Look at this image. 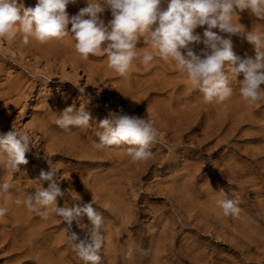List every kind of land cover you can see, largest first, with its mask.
I'll return each mask as SVG.
<instances>
[{
	"label": "rangeland",
	"instance_id": "rangeland-1",
	"mask_svg": "<svg viewBox=\"0 0 264 264\" xmlns=\"http://www.w3.org/2000/svg\"><path fill=\"white\" fill-rule=\"evenodd\" d=\"M22 2L34 7L38 0ZM86 6L87 0H76L66 11L72 16ZM236 11L234 23L264 32V20ZM102 18L110 20V11ZM206 27L196 30L202 38ZM65 39L75 47L71 35L57 41ZM32 40L28 45L19 35L0 40V137L15 128L32 141L28 163L13 175L0 154V184H13L10 198L0 194V207L9 209L0 218V264H84L61 218H41L15 203L49 186L37 181L41 170H50L45 156L65 193L58 206L82 207L93 200L103 215L102 264H264V100L254 105L243 100L242 73L230 78L228 101L207 103L172 61L156 58L147 67L134 61L121 77L103 53L84 61L74 49L63 62L61 55L42 56L41 44ZM231 40L236 55L255 57L244 36ZM137 46L152 51L143 38ZM204 47L195 45L194 51L200 54ZM69 106L83 107L95 123L65 132L55 120ZM121 109L154 121L159 136L148 161L132 162L128 145L96 148L99 121ZM221 188L239 202L238 216L225 217L217 206L224 198ZM82 223H89L87 217ZM71 231L81 239L86 235L75 222Z\"/></svg>",
	"mask_w": 264,
	"mask_h": 264
},
{
	"label": "clouds",
	"instance_id": "clouds-1",
	"mask_svg": "<svg viewBox=\"0 0 264 264\" xmlns=\"http://www.w3.org/2000/svg\"><path fill=\"white\" fill-rule=\"evenodd\" d=\"M162 2L87 0L86 7L70 16L66 8L76 0H38L34 7H25L22 0H0V40L15 41L19 35L24 45L31 39L46 44L71 35L82 60L103 53L107 56L108 67L121 77L129 75L134 61L146 67L156 58L172 61L207 103L228 101L233 95L230 78L236 80L242 73L244 79L240 82L239 94L243 100L249 105L264 100V32L246 31L242 24L234 23V18H239L236 10H248L264 20V0H169L166 8L161 7ZM106 10L112 17L107 22L102 18ZM205 25L202 38L196 30ZM215 28L228 34L227 38L214 32L212 29ZM236 34L244 36L254 46V58H241L233 52L231 36ZM141 38L152 51H143L137 46ZM201 43L205 47L197 54L194 46ZM92 119L83 107L76 110L69 106L58 113L55 123L70 132L73 128L91 127L95 123H90ZM98 126L102 130L96 133L98 150L128 145L127 154L132 162L152 158L151 146L158 142L159 132L151 119L128 115L121 109L110 111ZM31 146L29 134L15 128L0 137L5 169L12 175L19 172V166L28 163L26 153L31 151ZM44 159L50 170H41L37 181H48L49 186L40 187L34 194L26 193L23 201L16 200L15 203L23 204L41 218H48L50 214L61 218L62 223H66L67 240L84 264H102L103 215L93 206V200L82 207L58 206L57 198L65 194L59 186L61 179L50 157ZM12 188L13 184L5 181L0 184V194L10 198ZM219 192L224 198L216 203L223 215L238 216L239 202L227 198L223 188ZM8 211V208L0 207V218ZM84 217L88 224L82 223ZM73 222L86 231L83 239L71 231Z\"/></svg>",
	"mask_w": 264,
	"mask_h": 264
},
{
	"label": "bare ground",
	"instance_id": "bare-ground-1",
	"mask_svg": "<svg viewBox=\"0 0 264 264\" xmlns=\"http://www.w3.org/2000/svg\"><path fill=\"white\" fill-rule=\"evenodd\" d=\"M33 41V40H32ZM31 41V42H32ZM6 42V41H5ZM33 42H35V41H33ZM8 43V42H7ZM6 43V44H7ZM12 43V42H11ZM30 43V42H29ZM36 43V42H35ZM34 43V44H35ZM9 44H10V42H9ZM13 44V43H12ZM30 44H32V43H30ZM8 45V44H7ZM39 45V43L37 44V46ZM9 46V45H8ZM12 46V45H11ZM41 47L40 48H42V49H40L39 48V46H38V48L37 49H39L38 51H40V53H41V55L42 56H44L45 58H47V57H51V56H56V55H61L62 56V61L64 62V61H67V60H69V58H71L70 56H71V53L73 52V53H75V47L73 46V44L72 43H70V42H68V41H66V39L65 40H63V41H57V40H52V41H49L48 43H46V44H41L40 45ZM18 47V46H17ZM33 47H35V46H33ZM36 48V47H35ZM11 49V48H10ZM14 49H15V46H14ZM15 51V50H14ZM20 51V50H19ZM18 51V52H19ZM21 52V51H20ZM18 53L19 55H22V52L21 53ZM73 53H72V55H73ZM16 55H17V49H16ZM18 56V55H17ZM23 57L25 56V55H22ZM36 56V55H35ZM20 57V56H19ZM36 61V60H35ZM71 61V60H70ZM67 62H69V61H67ZM79 62V61H78ZM80 62H82L81 60H80ZM42 63V62H41ZM47 63V62H46ZM71 63V62H70ZM43 65H44V63H42ZM84 64H85V62H84ZM46 65V64H45ZM79 65H80V63H79ZM167 65V64H166ZM81 66H83V63L81 64ZM83 68V67H82ZM85 68V67H84ZM109 69V68H108ZM107 69V70H108ZM82 70V69H81ZM85 70V69H84ZM106 70V69H105ZM111 71H112V69H110ZM94 71V70H93ZM104 71V70H103ZM109 71V70H108ZM111 71H109V73L111 72ZM83 72V71H82ZM96 72V71H95ZM101 73H103V72H101ZM104 73H106V75L108 74L106 71L104 72ZM93 74V73H92ZM111 74V73H110ZM109 74V75H110ZM97 75H98V73H97ZM104 74H102L101 76H103ZM105 76V75H104ZM98 77V76H97ZM107 77V76H106ZM102 79L104 78V77H101ZM101 80V79H100ZM117 84V83H116ZM123 90V89H122ZM111 92V91H110ZM155 106V105H154ZM158 108V107H157ZM165 116V115H164ZM184 116V115H183ZM189 117V116H188ZM89 132V131H88ZM121 161V160H120ZM115 188V187H114ZM111 192V191H110ZM24 217V216H23ZM32 254V253H31Z\"/></svg>",
	"mask_w": 264,
	"mask_h": 264
}]
</instances>
